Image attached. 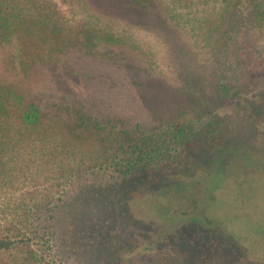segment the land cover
<instances>
[{
  "label": "rangeland",
  "instance_id": "374dc122",
  "mask_svg": "<svg viewBox=\"0 0 264 264\" xmlns=\"http://www.w3.org/2000/svg\"><path fill=\"white\" fill-rule=\"evenodd\" d=\"M12 4L33 24L0 36L25 107L0 124V223L86 224L0 264H264V0Z\"/></svg>",
  "mask_w": 264,
  "mask_h": 264
},
{
  "label": "trees",
  "instance_id": "16d2710c",
  "mask_svg": "<svg viewBox=\"0 0 264 264\" xmlns=\"http://www.w3.org/2000/svg\"><path fill=\"white\" fill-rule=\"evenodd\" d=\"M13 0H0V24L2 25V29L0 30L1 40L2 38L7 39V34L9 30L13 29H21L19 26L20 23L27 22V26H31L33 24V19L23 13L21 10L18 9V6L12 4ZM261 6V3H255V8L258 11V8ZM258 14H260L258 12ZM15 27V28H14ZM1 47L4 48L5 46L0 42ZM29 50H26V53ZM36 52L32 53L30 56V66L36 63L38 56L36 57ZM264 94V93H263ZM17 96V93H13V88H9L8 86H4L0 84V124L4 126L8 124L9 119L12 117L10 113L16 112L17 116H21L18 110L17 103L21 106L22 104L17 102L14 98ZM25 108V107H23ZM5 116V117H4ZM30 118V114L27 115ZM3 133L5 134V127L2 128ZM243 144L244 141L238 138L237 141L234 140L232 144L226 143L225 149H210L207 153L202 157L203 168H209L211 165H214L222 158L220 156L224 155V153L229 152L230 148H236L237 144ZM230 146V147H229ZM198 147V146H196ZM194 147V149L196 148ZM202 147V146H199ZM158 150V149H157ZM156 150V151H157ZM190 151V150H188ZM191 152V151H190ZM198 154L197 151H195ZM221 159H220V158ZM0 177H5V169H0ZM62 207L64 208H71L68 202H63ZM19 211L15 212L14 218L6 216V220L0 223V254H7L11 252H20V255L25 256V248L32 245L34 242L38 241V239L45 238L47 235H58L61 237L63 236V231L68 229V235L64 234V240L70 243L71 240L75 239L78 240V233L79 235L83 233L84 222L83 213L84 210L81 208L78 210L77 220L74 222L71 220H66L65 223L56 225L57 214L56 210L52 208V206H47L45 209H41L38 207H31L30 209H24L23 216H20L21 213ZM81 213V214H80ZM81 218V220H79ZM75 220V218H74ZM74 225V226H73ZM60 226V229H59ZM85 227H88L87 225ZM80 232H79V230ZM33 242V243H30ZM93 247L97 248V245H93ZM66 248V243H64L63 249ZM33 249L31 250V253ZM21 257V256H20ZM25 260V258H23ZM27 259V257H26ZM15 264H21V261L15 259ZM70 264V263H69Z\"/></svg>",
  "mask_w": 264,
  "mask_h": 264
}]
</instances>
